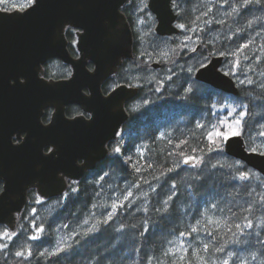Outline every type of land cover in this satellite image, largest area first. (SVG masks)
<instances>
[{
    "label": "trees",
    "instance_id": "trees-1",
    "mask_svg": "<svg viewBox=\"0 0 264 264\" xmlns=\"http://www.w3.org/2000/svg\"><path fill=\"white\" fill-rule=\"evenodd\" d=\"M183 1L185 2L183 3ZM192 1L193 3H190ZM227 1L229 2L227 13L213 18L211 24L207 23L210 20L208 9L211 0L180 1L182 7L179 8L178 21L188 23L191 28L196 23L195 26L199 28L200 41L203 42L198 41L196 51L202 55L208 54L209 51H215V53L228 51L234 45L240 47L241 42H245L251 47L252 43L254 45L256 41L264 38V32L255 28L257 22H262L258 15H261L262 6L256 5L257 9L252 13L250 8L253 5L243 7L242 0ZM205 13L207 15H204ZM246 14L250 15V19H245L244 23L242 19ZM191 19L193 23H191ZM257 19L260 21H256ZM229 29L233 31L230 30L231 35L228 34L230 37L227 39V43L223 44L221 40L215 43L211 41L209 33L212 30L228 31ZM151 34L153 35L149 37L144 36L142 43H139L136 38L135 56L122 66V69L126 67L128 71L125 70L127 73L122 72L119 81H128L131 69L129 64L132 61H138L136 64L140 67L151 64L150 60L145 59L148 56H140L142 50L150 53L151 57L160 54L158 49L163 48L160 40L168 37H160L154 31ZM259 34H261L260 38ZM66 36L70 42V49L74 50L75 36L71 30H67ZM171 43L174 45L175 41L172 40ZM175 45L174 48H177V52L172 54L169 59L161 57V65L170 63L172 57L176 56L174 60L176 62L185 60L193 54L189 49L180 51L177 43ZM204 45H207V48ZM49 63L52 67L55 66L54 68L59 74L57 77H61L60 74L63 73L61 66L66 65L58 59H51ZM45 73L47 76H53V72L48 66H45ZM177 77H173V81H176ZM196 81L200 89L189 95L187 99L184 98L185 93L181 85H166L159 92L151 90L147 85H142L140 87L141 94H147L149 98L141 107L131 111L129 119L124 123L123 133L118 142L121 153L114 156L110 151V154L95 171L94 177L103 175L104 172H108L109 175L105 176L103 180L97 179L98 177L96 180L88 177L79 180L76 184L79 191L69 193L67 198L60 202L54 215L49 217V222H45V220L40 222L45 226L42 237L36 240L28 239V247L31 249L32 255L7 257L5 251L1 250L0 264H134V261L146 264L147 257L156 258L153 259L152 264H157V261L159 264H202L205 260L208 261V264H223L227 253L238 251L243 241L235 224L243 223L245 216L254 220L258 216L264 215V206L258 203L261 197H264V187L257 184L258 190L252 181L233 180L232 175L238 174L234 170H213L208 167L207 163L201 167L193 168L191 164H185L183 161L190 156L203 157L205 161L209 160L205 147L207 144L204 138L205 130L197 129L195 122L207 123V120L216 122V116L209 115L207 105L217 97L213 95L210 99H203L204 94L238 97L249 105L250 110L254 109L259 113L264 111V89H261L257 83L251 86L239 85V93L234 95ZM218 115L222 117L224 112H219ZM162 129L167 132L164 136L165 139H161L160 136ZM251 131L252 136L255 135L256 129L253 128ZM244 139L250 149L253 141L247 133ZM201 149L205 151H201ZM214 155L217 154H211L212 163L216 161ZM225 155L226 161L223 163L231 164L237 161L236 158L226 153ZM241 163L248 171L251 170V167L244 162L241 161ZM117 176L141 187H147L148 189L144 193L147 205L137 210L126 204L123 207L119 205L112 214L111 220L97 221L76 234L69 243L63 245L70 246L67 251L59 255L44 251L47 242L51 241L50 222L55 218L62 226L79 221L92 204L109 192V187L111 183L116 182ZM173 184L176 185L175 189L172 188ZM68 189L70 190V187ZM252 189L255 191L253 192ZM33 191L35 189H32L31 193ZM164 201H168V205H165ZM213 203L217 204L216 208L211 207ZM249 205H252L254 209L251 213L244 211ZM165 208H167V212H163ZM157 209L162 211H157ZM210 213L216 214V218L214 215V219L210 220L208 217ZM204 218H209V220L206 221ZM193 227L199 229L200 238L196 232L187 235ZM181 233H185L184 236L180 235ZM177 238H182L187 243V249L181 256L174 258L170 248ZM254 239L257 240L260 251V254L256 253L257 256L264 258V229ZM204 245L209 246L207 251L204 250ZM217 249L222 250L217 251ZM41 252L45 254L42 256ZM165 252H169V255H164Z\"/></svg>",
    "mask_w": 264,
    "mask_h": 264
},
{
    "label": "water",
    "instance_id": "water-1",
    "mask_svg": "<svg viewBox=\"0 0 264 264\" xmlns=\"http://www.w3.org/2000/svg\"><path fill=\"white\" fill-rule=\"evenodd\" d=\"M126 1L39 0L34 11L0 9V178L7 189L0 195V223L15 227L30 188L45 198L58 196L66 190L67 178L81 179L88 169H95L108 153V141L128 120L125 104L139 94V87L121 83L108 94L102 90L123 59L133 57L132 29L121 10ZM148 3L159 35L180 31L170 0ZM76 23L87 33L84 28L77 31L80 52L75 57L68 48L66 28ZM52 58L71 65V76H42L43 65ZM210 59L214 67L195 72V78L237 95L236 80L219 71L224 57ZM89 61L97 73L89 72ZM72 103L90 112L95 123L81 115L67 116L66 106ZM49 107L54 110L45 123L42 117ZM23 132L21 145H13V135ZM47 145L57 156H43ZM225 153L264 175V156L251 153L244 137L230 141Z\"/></svg>",
    "mask_w": 264,
    "mask_h": 264
},
{
    "label": "rangeland",
    "instance_id": "rangeland-1",
    "mask_svg": "<svg viewBox=\"0 0 264 264\" xmlns=\"http://www.w3.org/2000/svg\"><path fill=\"white\" fill-rule=\"evenodd\" d=\"M137 4L135 6V12H134V18H135V35H137V39L139 36H146L145 33H152L154 30V26L156 24V18L155 15L149 10L147 11L145 9L144 12H140L138 9L142 5L139 4V0H136ZM27 0H8V3H2L0 2V9H6V10H12L11 7L12 4L21 5L25 4ZM179 6L180 3L177 2ZM229 2L227 0H211L209 4L208 9V15L210 17L209 21H212L213 18H217L220 15H225L227 13ZM19 8V7H17ZM176 10L177 8L174 7ZM195 8V7H194ZM250 9L253 13L256 11L257 6L253 5ZM204 12V9H203ZM147 13H150V16L147 15ZM262 20V22L257 19V22L255 24V28L261 29L262 32H264V6H262L261 15L258 14ZM245 18L242 19L245 23V19H250V15L246 14L244 16ZM143 20L144 23L141 24L140 21ZM182 22L177 21V24H180ZM211 24V23H210ZM196 25V24H195ZM194 27L196 28V26ZM193 27V28H194ZM194 28V29H195ZM232 29H229L228 31H217L212 30L210 34V39L212 42L220 41L224 43H227V39L230 37L228 34H230ZM195 32V33H194ZM184 31L181 30V32L177 35H171L168 36L167 39L160 40V44L162 45V49L164 51H167L170 48L176 47L175 43L177 45H180L181 42L185 41V38L187 36H191V41H188V48L191 49L193 47H198V40L197 37H199V28H196L195 31ZM231 35V34H230ZM152 36L147 35L146 37ZM258 37H261V34L258 35ZM175 41L174 45L171 43V41ZM138 42H141L138 40ZM142 43V42H141ZM245 44V42L240 43V47H242ZM173 45V47H172ZM229 47V46H228ZM237 45H234V47L230 48L228 51L236 50L237 48H240ZM228 49V48H227ZM256 51V52H255ZM256 53V54H255ZM202 54L199 51L193 52L191 57L185 59V60H177L175 63L173 61L176 59L175 57H172L171 62L166 65H160L161 57L164 58L160 54L158 56H152V57H146V60H150L151 64H148L145 67H140L138 64L130 63V78L135 82L137 85H147L149 88L154 90L155 92L161 91L166 85H173L178 86L181 85V88L183 89V85L185 84V81L188 79V73L185 71H182V68H187L193 65L197 64V61L200 60ZM247 57V58H246ZM169 59V58H168ZM233 59L232 57H229L225 60L223 63L222 69L227 70L225 65L228 63L229 60ZM238 59L241 61V71L239 73V79H244L245 75L254 80L255 83L261 84L264 83V38L256 41L251 47H248L241 51L238 54ZM157 62L158 66H153L152 63ZM169 69H171V72H169ZM128 71V69H125ZM168 75H172L171 80H167L166 77ZM176 81H173V77H176ZM194 77V73H193ZM238 83L239 81L236 76H232ZM181 79V80H180ZM155 87V88H154ZM147 97V98H146ZM148 95L143 94L134 99V103L130 105L132 109L141 107L147 100ZM223 117V115H222ZM122 131L119 132L118 137L122 136ZM166 134V131L163 130L161 134ZM160 134V136H161ZM165 136V135H164ZM255 137V135H253ZM118 141V140H117ZM118 143L116 142L115 145ZM261 140L259 138H255V145H260ZM119 146V145H118ZM141 149V146L139 147ZM215 159H220L221 162H225L226 159L223 157H219L217 155H214ZM240 161L239 159H237ZM241 162V161H240ZM253 174V178L251 181L253 184L257 187L259 190L257 184L264 187V177L263 174L259 173L255 169L251 168L249 171ZM261 176V177H260ZM98 177V178H97ZM93 176L88 177L90 179L96 180L99 179V176ZM116 182L111 183L109 187V192L100 200L92 204L90 209H88L84 216L81 217V219L75 223H69V224H63L60 226L57 219H53L50 222L51 225V241L47 242V246H45L44 251L47 252H55L56 249L60 246H63L71 241V239L78 234L79 232L84 231L86 228L91 226L92 224L96 223L97 221H106L109 219V216H112V214L116 211L119 205H127L128 207H132L137 209L143 208L147 205L146 197L144 196V193L147 191V187H141L140 185L136 183H132L123 179H120L119 176L116 177ZM75 182V183H73ZM77 180H72V182L69 184V186L72 185V187L76 188ZM74 184V185H73ZM69 188V187H68ZM131 192V197H128V193ZM73 193L69 189L64 194ZM30 200L27 204L26 209L21 214V217L18 220L17 226L15 229L11 230L9 227H4L3 229L0 228V233L7 230L11 233H13V237L10 240H5L3 238H0V244H7V247L4 249H0L5 251L6 256H16V251H24L25 256L27 255V250L30 249L28 247V239H31L32 236H38L39 239L42 237L43 232H40L39 229H45V226L40 224V222H49L50 216H53L56 212V208L59 206L60 202L64 199H61L60 197L57 198H44L41 195H39L36 192L31 193ZM42 198L43 202H37V199ZM59 201V203L57 202ZM115 206V207H114ZM214 215L216 218V214L210 213L208 214V217L210 220L214 219ZM49 218V219H48ZM209 218H204V220L208 221ZM264 218V215L258 216L256 219L253 220L254 224L256 225L253 229L248 230L245 229L246 232H251V235L248 236H242L241 240L243 241L241 248L236 252H229L227 253V257L225 259L230 260V264H241L242 261H247V264H264V258L262 256H257L256 253L260 254V251L258 249L257 240L254 238H257V234H260V232L264 229V226L260 225V219ZM18 219V218H17ZM202 220V217H201ZM87 221V223H85ZM196 235L200 238L201 233L196 232ZM33 240V239H32ZM49 240V239H48ZM187 249V243L182 238H177L174 244L170 248L171 253H175L173 255L174 258H178L181 256ZM31 250V249H30ZM251 254H256L257 259L253 260ZM224 259V260H225ZM223 260V261H224Z\"/></svg>",
    "mask_w": 264,
    "mask_h": 264
},
{
    "label": "snow or ice",
    "instance_id": "snow-or-ice-1",
    "mask_svg": "<svg viewBox=\"0 0 264 264\" xmlns=\"http://www.w3.org/2000/svg\"><path fill=\"white\" fill-rule=\"evenodd\" d=\"M0 2L7 4L8 0H0ZM172 5L177 8V15L180 14L179 8L180 6L177 4V0H170ZM139 4L142 5L139 7L140 12H144L145 9L149 7L148 0H139ZM249 5H260L264 6V0H242V6L247 7ZM39 6V0H27L25 4L21 5H16L12 4L11 7L13 9H16L19 7V10H24L25 8H32L34 11L37 7ZM147 15L150 16V13H147ZM204 15H207L205 13ZM71 23V22H67ZM141 24L144 23L143 20L140 21ZM207 23H211V21H207ZM251 24V22H250ZM177 28L184 30V31H195V29L191 28L189 25L185 23H180L176 25ZM84 28V32L87 33V28L80 24L76 23L75 25L72 26V31H76L77 29ZM145 35H151L150 32L145 33ZM85 35V39H86ZM138 39L143 42L144 37L139 36ZM192 37L187 36L185 38V41L181 42L180 45L177 47L179 48L180 51H183L184 49L188 48V41H191ZM197 40L200 41V38L197 37ZM200 43H203L200 41ZM158 47V46H157ZM205 48H207V45H204ZM248 44H244L242 47L237 48L236 50L233 51H221L219 53L211 52L209 51L208 54L202 55L200 60L197 61L196 65L187 67V68H182V71H185L188 73V79L185 81V84L183 85V92L185 93V99L189 95H191L194 92H198L200 89V86L198 85L197 81L193 77L194 72H200L201 70H207L210 66L214 67L212 64V60L209 58L210 55H219L224 58L232 57L233 59L229 60L228 63L225 65L227 70L225 69H219V71L222 72L223 75L225 76H236L239 85H244V86H251L255 84V81L248 78L245 75L244 79H239V73L241 71V61L238 59V54L243 51L244 49L248 48ZM160 52V55L163 56L165 59H168L171 57L172 54L177 52V48H170L167 51H164L163 49H158ZM197 49L195 47L191 48L190 51L195 52ZM77 54H79L80 49H75ZM140 56H148L149 58L151 57L150 53L141 51ZM247 58V57H246ZM138 61H134L133 63H137ZM175 63V61H173ZM89 72L91 73H97L98 68L96 65L92 64L91 61H89ZM169 72H171V69H169ZM167 80L172 79V75H168L166 77ZM12 84L15 85L16 81L13 80ZM128 87H133L134 85L131 83V81L128 82L127 84ZM136 87H140V85H135ZM261 89H264V83H261L259 85ZM112 91H115V89H112ZM213 95L217 97V99L213 100L211 103L207 105L209 109V115L210 116H216V122L213 123L211 120H207V123L201 122V121H196L195 122V127L197 129H204V138L207 141L206 144V154L209 156V160L205 161L203 157H196V156H190L184 159L183 163L185 164H191L193 168H198L203 166L205 163L208 164V167L210 169H220L222 171L228 170V171H235V173L238 174H233L232 179L233 180H238V181H251L253 178V174L250 173L240 161H235L234 163L231 164H226L221 162L220 159H216L215 163H212L213 157L211 156L212 153H216L217 156L223 157L226 159L225 155V146L229 144L230 141L240 139L242 140L245 134L247 133L249 135V138L253 141V144L250 146V152L253 154H258L261 156H264V111L257 113L254 109L250 110L249 105L244 103L243 100H240L238 97H219V94H212V93H206L202 96L203 99H210ZM147 102V101H146ZM219 105V107H217ZM78 111V110H77ZM219 112H224V116L220 117L218 115ZM81 116H83V113H79ZM88 119L91 121V123H95V119L92 117L91 113H89ZM206 119V118H203ZM251 121V123H250ZM79 122V121H77ZM255 128V137L252 136V129ZM21 133H17L14 138H12V144L15 146H20L21 145V140L18 139L20 137ZM161 138H164V134H161ZM255 138H259L261 140V144L259 146L255 145ZM187 143V141H185ZM47 147L48 151L47 154L43 152L42 149V154L44 157H55L57 156V151L54 150V148L50 145L45 146ZM201 151H205L204 149H201ZM111 153L116 156L121 153V148L117 145H114L111 147ZM131 159V158H129ZM135 168V165H133ZM172 171V169H170ZM109 175L108 172H104L103 175L99 176V180H103L105 176ZM201 179L203 178L202 176L200 177ZM75 183V182H73ZM70 187L71 192H77L79 191L78 188ZM176 185H172V188L175 189ZM254 192L255 189H252ZM7 189L5 187V180L3 178H0V195L6 194ZM128 197H131L132 193L129 192ZM67 194H62L61 199H66ZM171 199V197H169ZM37 202H43L42 198L37 199ZM59 203V201H57ZM262 206H264V197H261L260 201L258 202ZM165 205H168V201H164ZM115 207V206H114ZM120 207H123V205H120ZM170 207V206H169ZM212 208H216L217 204L213 203L211 205ZM253 206L249 205V207L245 208L244 211L251 213L253 212ZM157 211H162L161 209H157ZM163 212H167V208L163 209ZM109 220H111V216H109ZM87 223V221H85ZM260 225L264 226V218L260 219ZM256 225L254 224L253 220L250 219L248 216L244 217V222L243 223H237L235 224V228L239 231V233L242 236H248L251 235V232H246L245 229L251 230L255 227ZM40 232H43L44 229H39ZM147 231V229H145ZM198 228H191V230L187 233V235H191L194 232H198ZM231 231V229H229ZM185 233H181L180 235H184ZM13 233L5 230L2 233H0V238H3L5 240H10L13 237ZM258 235V234H257ZM31 239L36 240L39 239L38 236H32ZM79 243V242H77ZM7 247V244H0V249H4ZM70 246H60L56 249L53 255H59L60 253H63L68 250ZM209 248L208 245H204V250L207 251ZM222 249H217V251H221ZM44 252H41L40 255H44ZM172 255H175V253H171ZM15 255L17 257H25V252L24 251H16ZM27 255L31 256V250H27ZM164 255H169V252H165ZM252 259L256 260V254H251ZM153 259H156L155 257H147L146 258V264H152ZM134 264H139L138 261H134ZM157 264H159V261H157ZM202 264H208V261L205 260L202 262ZM223 264H230V260L225 259L223 261ZM241 264H247V261H242Z\"/></svg>",
    "mask_w": 264,
    "mask_h": 264
},
{
    "label": "flooded vegetation",
    "instance_id": "flooded-vegetation-1",
    "mask_svg": "<svg viewBox=\"0 0 264 264\" xmlns=\"http://www.w3.org/2000/svg\"><path fill=\"white\" fill-rule=\"evenodd\" d=\"M181 0H177V2L180 3ZM137 1L136 0H127V2L125 3V5L123 6L124 8V13L126 14L127 16V19L129 21V24L131 26V29L133 31V35L136 34L135 33V18H134V12H135V6H136V3ZM147 11H149V9L147 8L146 9ZM72 27L70 26H67L66 28V32L67 30H71ZM79 29H77L76 31H72L71 30V33L73 34V36H75V39L73 40V46L76 47V42H77V31ZM70 44L69 40H68V45ZM71 54L73 56H78L77 52L75 51V49H70V47H68ZM127 60L125 59L124 60V63L126 62ZM123 63V64H124ZM93 64V63H92ZM66 66H61V70H63V73L60 74L61 77H57L59 74L56 70V68L52 67L50 65L49 62H47L45 65H44V72H43V76L46 77V78H68L71 76L72 72H73V68L71 65L69 64H64ZM45 66H48L50 68V70L53 72V76H47L46 73H45ZM87 67L89 68L90 65L89 63L87 64ZM122 66H120V68H118L119 70H117L116 74H114L113 76L109 77L103 84H102V90L104 92V94H108L115 86H117L118 84L120 83H128L129 81H119V76L122 75L121 73L123 71H125L126 67L124 69L121 68ZM57 74V75H55ZM42 75V74H41ZM55 75V76H54ZM133 84V83H132ZM87 92V90H85ZM134 103V99L133 100H130L126 103V108L127 110L129 111V113L131 111H133L132 107L130 105H132ZM53 108L49 107V108H46L45 109V112H44V115H43V121L45 123L49 122L50 119H51V116H52V113H53ZM78 110V111H77ZM66 115L69 116V117H75V116H79L80 114L79 113H83V116L85 118L88 119L89 117V113L90 112H86L84 111L78 104H75V103H72V104H69L66 106ZM92 115V114H91ZM25 133H21L20 137H18V139L21 140V142L23 141V137H24ZM118 139H114V140H111L107 143V148H108V152L110 153L111 151V147L115 145V143L119 142V140L117 141ZM46 152L48 151L47 147H45L44 149ZM83 160L80 159L79 162H82ZM100 165V162L98 163L97 167L95 169H88L85 173L84 176H94L95 175V171L97 170L98 166Z\"/></svg>",
    "mask_w": 264,
    "mask_h": 264
},
{
    "label": "bare ground",
    "instance_id": "bare-ground-1",
    "mask_svg": "<svg viewBox=\"0 0 264 264\" xmlns=\"http://www.w3.org/2000/svg\"><path fill=\"white\" fill-rule=\"evenodd\" d=\"M184 2H185V1H183V3H184ZM190 3H193V1L190 2ZM185 4H186V3H185ZM195 4H196V3H195ZM189 5H190V4H189ZM192 5H193V4H192ZM202 5H203V4H202ZM181 7H182V6H181ZM189 7H190V6H189ZM189 7H188V8H189ZM194 7H195V6H194ZM185 8H186V7H185ZM183 9H184V8H183ZM189 9H190V8H189ZM191 9H192V8H191ZM181 10H182V9H181ZM193 10H194V8H193ZM182 11H183V10H182ZM188 11H189V10H188ZM190 11H191V10H190ZM185 12H186V11H185ZM191 12H192V11H191ZM194 12H196V11H194ZM182 13H183V12H182ZM198 14H199V13H198ZM192 16H193V15H192ZM196 16H197V15H196ZM189 18H190V17H189ZM191 18H192V17H191ZM191 20H192V19H191ZM193 20H195V19L193 18ZM193 20L191 21V23H193ZM189 21H190V20H189ZM189 21H188V22H189ZM194 22H195V21H194ZM201 22H202V21H201ZM205 22H206V21H205ZM182 23H183V22H182ZM185 23H186V22H185ZM186 24L188 25V23H186ZM189 24H190V22H189ZM195 24H196V23H195ZM208 24H209V23H208ZM191 25H192V24H191ZM205 25H206V24H205ZM198 26H199V25H198ZM193 27H194V26H193ZM199 27H200V26H199ZM202 27H203V26H202ZM196 28H197V26H196ZM196 28H195V29H196ZM200 28H201V27H200ZM193 29H194V28H193ZM201 30H203V29H201ZM205 30H206V29H205ZM193 32H194V31H193ZM200 32H201V31H200ZM194 33H195V32H194ZM201 33H202V32H201ZM152 35H153V34H152ZM156 36H157V35H156ZM201 36H202V35H201ZM160 37H161V36H160ZM154 38H155V37H154ZM138 40H139V39H138ZM161 40H162V39H161ZM139 43H141V42H139ZM140 49H141V48H140ZM140 49H139V50H140ZM142 51H143V50H142ZM144 51H145V50H144ZM139 52H140V51H139ZM214 52H215V51H214ZM220 52H221V51H220ZM255 52H256V51H255ZM255 54H256V53H255ZM180 80H181V79H180ZM241 87H242V86H241ZM154 88H155V87H154ZM173 88H174V87H173ZM147 93H148V91H147ZM180 93H181V92H180ZM182 94H183V93H182ZM152 95H153V94H152ZM149 96H150V95H149ZM164 96H165V95H164ZM146 98H147V97H146ZM169 126H170V125H169ZM166 127H167V126H166ZM170 127H171V126H170ZM167 129H168V128H167ZM169 129H170V128H169ZM162 132H163V129H162ZM166 133H167V132H166ZM173 133H174V132H173ZM158 134H159V133H158ZM160 134H161V133H160ZM164 135H165V134H164ZM168 135H169V134H168ZM159 138H160V136H159ZM159 138H158V139H159ZM161 139H162V138H161ZM164 139H165V138H164ZM147 143H148V142H147ZM179 171H180V170H179ZM92 180H93V179H92ZM90 181H91V180H90ZM92 183H93V182H92ZM199 199H200V198H199ZM200 200H201V199H200ZM63 205H64V204H63ZM64 207H65V206H64ZM64 207H63V208H64ZM103 223H104V222H103ZM177 225H178V224H177ZM51 228H52V227H51ZM183 236H184V235H183ZM183 236H182V237H183ZM41 240H42V239H41ZM42 241H43V240H42ZM40 243H41V242H40ZM190 248H191V247H190ZM7 257H8V256H7ZM12 257H14V256H12ZM9 258H10V257H9ZM9 258H8V259H9ZM13 259H14V258H13ZM220 259H221V258H220ZM18 260H19V259H18ZM18 260H16V261H18ZM13 262H14V260H13ZM14 263H15V262H14ZM16 263H17V262H16Z\"/></svg>",
    "mask_w": 264,
    "mask_h": 264
},
{
    "label": "clouds",
    "instance_id": "clouds-1",
    "mask_svg": "<svg viewBox=\"0 0 264 264\" xmlns=\"http://www.w3.org/2000/svg\"><path fill=\"white\" fill-rule=\"evenodd\" d=\"M15 137V135H13V137L12 138H14Z\"/></svg>",
    "mask_w": 264,
    "mask_h": 264
}]
</instances>
